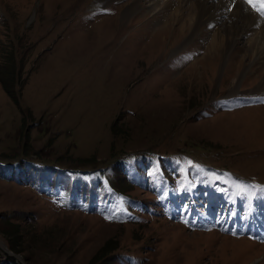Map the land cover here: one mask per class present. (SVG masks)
Here are the masks:
<instances>
[{
  "label": "rangeland",
  "instance_id": "1",
  "mask_svg": "<svg viewBox=\"0 0 264 264\" xmlns=\"http://www.w3.org/2000/svg\"><path fill=\"white\" fill-rule=\"evenodd\" d=\"M153 2L0 0V264H264V17Z\"/></svg>",
  "mask_w": 264,
  "mask_h": 264
},
{
  "label": "bare ground",
  "instance_id": "2",
  "mask_svg": "<svg viewBox=\"0 0 264 264\" xmlns=\"http://www.w3.org/2000/svg\"><path fill=\"white\" fill-rule=\"evenodd\" d=\"M221 1L222 0H219L218 3H215V0H196L193 3L191 0H182V1L177 2V5L175 6L176 9L174 12H172L169 9L171 6H173L175 4L176 0H167L166 2H165V0H154V2L149 5V7H152L155 10L159 9L158 12H156L154 14H155V18H159L161 20L156 21V22H153L150 20L149 24H148V28L153 29L154 28L153 26L158 28L162 24L167 30L172 24L179 25V23H181V24H184L183 30H186V29L191 27V25L194 21L193 17L196 16V23L197 24L194 25V32L196 33V32H198V28L201 24L206 25V21L212 22L214 24V26H218L219 24H217V22L220 19H216V18H221L220 22H223V24L219 25V27H217L218 30H216V31H218V32L215 35H213V37H211L210 45H209L210 47L208 48L206 53L208 54V56H212V55H218V56L223 55L224 56V55H226L225 51H227L228 53L232 52V49L235 48L237 46V44H239L240 38H243L246 35V33H247L246 31L248 29H247V26L238 23V19L240 18V15L238 14V12H240V10L238 8H240L239 6L241 4L244 5L246 0H234L235 3L233 5H234V8L237 9L236 12L231 11V12L226 13V15H224L222 10L218 7V4ZM223 1H227V0H223ZM183 3H185L186 5H183ZM248 6L251 7L250 5H248ZM134 7H136V6L133 4L130 6V8H132V9ZM153 17H154V15H153ZM201 19H203L205 22L201 23L200 22ZM224 19H226L227 23H225L223 21ZM261 23L263 24L262 28L264 30V23L263 22H261ZM153 24H156V25H153ZM146 27L144 29H146V32H147L148 28H146ZM223 31L225 33H223ZM168 32H170V31H168ZM148 34H150V33H148ZM148 34H147V36H148ZM160 35H162L160 37L165 39L164 33H162V34L160 33ZM149 36H151L152 38L157 37V36H155L154 32H152V34ZM192 38H194V37H192ZM236 40H238V41H236ZM248 42L250 44L246 45L244 48L245 49V55H253V53H254L257 56L258 52H260L259 46H262L264 44V40L260 41V42L248 40ZM231 56H233V55H231ZM257 60H262V59H257ZM263 63H264V61H263ZM0 244L4 250L8 249L7 246L3 242H0Z\"/></svg>",
  "mask_w": 264,
  "mask_h": 264
},
{
  "label": "snow or ice",
  "instance_id": "3",
  "mask_svg": "<svg viewBox=\"0 0 264 264\" xmlns=\"http://www.w3.org/2000/svg\"><path fill=\"white\" fill-rule=\"evenodd\" d=\"M246 3L261 17H264V0H246Z\"/></svg>",
  "mask_w": 264,
  "mask_h": 264
},
{
  "label": "water",
  "instance_id": "4",
  "mask_svg": "<svg viewBox=\"0 0 264 264\" xmlns=\"http://www.w3.org/2000/svg\"><path fill=\"white\" fill-rule=\"evenodd\" d=\"M6 254V257L14 262H18V263H21L19 259H17L15 256H12L10 254H8L7 252H5ZM22 264V263H21Z\"/></svg>",
  "mask_w": 264,
  "mask_h": 264
}]
</instances>
